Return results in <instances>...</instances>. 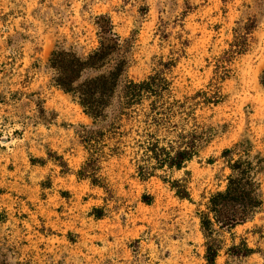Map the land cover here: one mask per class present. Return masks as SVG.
Masks as SVG:
<instances>
[{
    "label": "rangeland",
    "instance_id": "374dc122",
    "mask_svg": "<svg viewBox=\"0 0 264 264\" xmlns=\"http://www.w3.org/2000/svg\"><path fill=\"white\" fill-rule=\"evenodd\" d=\"M103 15L129 40L126 77L158 87L130 105L117 87L95 119L55 84L50 59H83ZM263 70L264 0H0V264H209L207 241L212 264H264ZM182 129L206 131L198 155L140 177ZM235 162L249 164L261 204L208 233L201 216ZM242 243L253 252L231 255Z\"/></svg>",
    "mask_w": 264,
    "mask_h": 264
},
{
    "label": "trees",
    "instance_id": "16d2710c",
    "mask_svg": "<svg viewBox=\"0 0 264 264\" xmlns=\"http://www.w3.org/2000/svg\"><path fill=\"white\" fill-rule=\"evenodd\" d=\"M98 19L99 21H96L98 45L89 54L81 59L71 53L56 52L50 59V66L55 71V84L65 92L76 95L84 111L95 119L104 116L105 108L110 105L117 87H124L126 90V105H130L140 99L142 95L150 93L149 88L158 87L156 76H149L146 80L139 82H134L126 77V53L130 47L129 40L121 41L120 36L113 31L111 20L107 15L98 16ZM243 44V41H237L235 38L230 46V53L243 52L245 50ZM90 70L98 73L92 77L82 78ZM260 83L264 90V70ZM206 94L205 91L197 93L201 102L217 103L219 101L220 97L217 92L214 93L217 95L212 97ZM175 103L181 108V114L187 117L186 110L189 106L186 103ZM207 138V133L203 129L200 132L182 129L175 141H171L166 147H156L153 156H151L154 160L153 164L137 166L138 175L140 177L147 176L158 167L167 166L176 169L183 167L187 161L198 155L200 147L207 141ZM231 169L236 172V175L229 178L224 191L209 198L206 203V211L201 216V226L208 233L212 232L210 228L215 224L219 228L232 229L237 224L246 222L261 204L256 193L257 185L249 175V164L243 167L241 162H235L231 165ZM91 172L90 168L85 167L81 174L93 176ZM171 187L175 189L176 195L180 198L189 197V193L180 179H174L171 182ZM229 251L234 256H245L253 252L245 243H242L241 246L233 245ZM217 252L218 246L207 241L205 259L209 264L214 263Z\"/></svg>",
    "mask_w": 264,
    "mask_h": 264
}]
</instances>
